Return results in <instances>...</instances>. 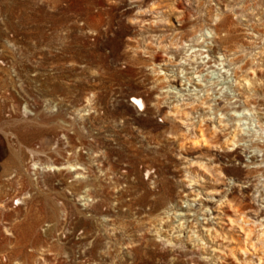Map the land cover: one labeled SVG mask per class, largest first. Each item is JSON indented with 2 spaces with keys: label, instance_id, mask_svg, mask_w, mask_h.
<instances>
[{
  "label": "rangeland",
  "instance_id": "1",
  "mask_svg": "<svg viewBox=\"0 0 264 264\" xmlns=\"http://www.w3.org/2000/svg\"><path fill=\"white\" fill-rule=\"evenodd\" d=\"M262 231L264 0H0V264H264Z\"/></svg>",
  "mask_w": 264,
  "mask_h": 264
},
{
  "label": "bare ground",
  "instance_id": "2",
  "mask_svg": "<svg viewBox=\"0 0 264 264\" xmlns=\"http://www.w3.org/2000/svg\"><path fill=\"white\" fill-rule=\"evenodd\" d=\"M175 1V0H174ZM180 3V2H179ZM178 7H181V5L180 6H178ZM177 9H179V8H177ZM176 17L177 18H184L185 17V10L182 8V9H180L179 11H178V13L176 14ZM219 29V28H218ZM217 30V27L214 29L213 28V32H217L216 31ZM202 36H199V37H197V38H193V39H191V40H189L190 42H199V40H200V38H201ZM189 48V47H188ZM191 48V47H190ZM189 50H191V49H189ZM180 96V95H179ZM133 100L136 102V103H138V105L139 106H142V104H141V102H140V100H138V99H135V98H133ZM178 103V102H177ZM205 104V103H204ZM179 110H181V109H179ZM178 110V111H179ZM178 111H174L175 113H173V114H178L177 112ZM236 113V112H235ZM234 113V114H235ZM236 115V114H235ZM237 120H240V119H237ZM179 122L180 123H183V124H189L190 125V128H187V129H190V130H196V128H197V130H198V132H199V134L198 135H194L193 134V139H192V142L194 143V144H196V143H199V142H203L204 144H208L209 142H211L210 140H208V138L207 139H205V136H206V134H207V132L208 131H206V128L205 129H203L204 127L201 125V124H199L200 122H202L201 121V119L199 120V122L197 123V125H194L193 123L194 122H192V121H190L189 119H186V120H184V119H179ZM237 124V123H236ZM204 125V124H203ZM200 126H202V127H200ZM237 127V126H236ZM212 132H214V131H212ZM211 132V133H212ZM194 133V132H193ZM210 133V134H211ZM208 134H209V132H208ZM208 134H207V136H208ZM216 135V134H215ZM214 135V136H215ZM213 136V137H214ZM210 137V136H209ZM212 137V136H211ZM189 138V137H188ZM233 138V137H232ZM209 142H208V141ZM191 142V143H192ZM215 142V141H214ZM212 143V142H211ZM216 144H217V142H215ZM218 145V144H217ZM216 145V146H217ZM211 147V146H210ZM251 147V146H250ZM68 167L70 168V170H76L78 167H75V166H73V165H68ZM57 169V168H56ZM196 174V173H195ZM200 177V176H199ZM233 183V182H232ZM216 193V192H215ZM211 194V193H210ZM215 195V194H214ZM196 196H198V194H196ZM223 196V195H222ZM221 196V197H222ZM211 197V199H213V195H211L210 196ZM223 197H225V195L223 196ZM226 198V197H225ZM193 200V199H192ZM224 200V201H223ZM194 201V200H193ZM224 202L226 203V204H224ZM230 201L228 200V199H220V201H219V199H217V205H221L222 207L224 206V207H228V210H230V205H228V203H229ZM173 210V209H172ZM171 210V211H172ZM225 211H227V210H221L220 211V213H223V214H225ZM236 211V210H235ZM235 211L233 212V213H235ZM168 212V211H167ZM171 213H173V214H175V216H178L176 219H175V221L176 222H179L178 223V225L176 226V227H178V230H176L177 232H179V231H181V229H182V226L184 225V223L186 222V221H188L187 220V218L186 219H183V217L184 216H186V214L188 215V213L186 212V213H182L181 211L180 212H175L174 210H173V212H171ZM232 213V214H233ZM191 214V213H190ZM189 214V215H190ZM194 215V220H196L197 219V216L195 217V214H193ZM216 215L218 216V213H216ZM234 215V214H233ZM236 215V217L234 218H232V216H229V215H227V214H225V217H227L228 218V220H229V222L230 223H232V222H236V223H238L237 221H238V219L240 218L241 220L243 219V218H241L240 216H239V214H235ZM187 217V216H186ZM173 220V219H172ZM205 219H203V221H204ZM243 222L242 223H244V226H245V224L248 222V221H245L244 219L242 220ZM162 222V221H161ZM183 222V223H182ZM195 222V221H194ZM205 223V222H204ZM238 225H239V229L241 230V235L240 236H242V238L244 237L245 239H247V237L249 236V234H250V232H247V230L248 229H246V228H244L240 223H238ZM246 226H247V224H246ZM248 227V226H247ZM214 228V227H213ZM249 228V227H248ZM250 229V228H249ZM190 231V230H189ZM188 231V233L189 234H187V236H189L190 238L192 237L193 239H194V241L195 242H197V245H199V241H201L202 240V238L201 237H199V235L197 234L196 236H194V235H191V234H194L195 233V231H197V230H191L190 232ZM249 233V234H248ZM181 235V234H180ZM259 236H264V231H262V232H260V235ZM258 236V238H260ZM224 237V236H223ZM250 237V236H249ZM248 237V238H249ZM264 238V237H263ZM240 239V238H239ZM218 240V239H217ZM250 240V239H249ZM166 241H168L167 239H166ZM259 241H260V239H259ZM251 242H252V240H251ZM237 251H239V252H246V251H248L247 250V245H248V247L250 246L251 248L250 249H252V243H249L248 244V240H244L243 239V241L241 242V243H237ZM257 245V244H256ZM254 247H255V245H254ZM256 249V248H255ZM253 250V249H252ZM257 250V249H256ZM255 250V251H256ZM234 252H236V250L234 251ZM230 253V252H229ZM233 252L231 251V254H232ZM247 253V252H246ZM219 259V258H218ZM223 261V260H222ZM258 261V260H257Z\"/></svg>",
  "mask_w": 264,
  "mask_h": 264
}]
</instances>
